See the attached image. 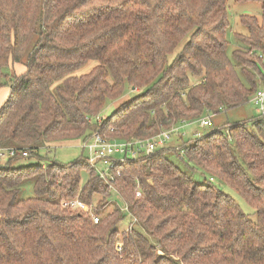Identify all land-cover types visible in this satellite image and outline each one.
Masks as SVG:
<instances>
[{
  "label": "trees",
  "instance_id": "1",
  "mask_svg": "<svg viewBox=\"0 0 264 264\" xmlns=\"http://www.w3.org/2000/svg\"><path fill=\"white\" fill-rule=\"evenodd\" d=\"M248 1L261 3V19L240 16L243 47L229 57L228 0H0V88L11 90L0 149L32 160L0 165V264H264V117L170 149L223 186L182 172L164 146L114 162L113 191L86 155L43 153L107 126L115 139L147 140L247 102L264 68V0ZM128 88L138 93L97 126ZM24 185L33 195L19 196ZM68 198L97 202L99 221L61 208Z\"/></svg>",
  "mask_w": 264,
  "mask_h": 264
},
{
  "label": "rangeland",
  "instance_id": "2",
  "mask_svg": "<svg viewBox=\"0 0 264 264\" xmlns=\"http://www.w3.org/2000/svg\"><path fill=\"white\" fill-rule=\"evenodd\" d=\"M241 15H249V16H254L257 19H261V16H262L261 3L257 1H248V0L247 1L228 0L227 18L229 22V29L226 34V40L228 42L226 53L229 57H231V53L233 49L238 48V47H243V43L239 41L236 36V33L238 32L244 33L246 31L245 27L241 25L240 23ZM262 62L264 61L262 60ZM86 70L87 68L84 67L81 70H79L77 74L85 72ZM14 71L16 74H20L24 71V68L18 64L14 66ZM258 89L264 91V68L261 69V77L259 79ZM10 93H11V90L8 86H3L0 88V107L2 103L10 96ZM137 93L138 91H134L128 88V90H126L125 93L123 92V94L119 98L111 102H108L106 106L104 107L103 111L96 114L95 117L93 118V120L94 119L96 120L97 126H99L100 128L102 126V129H103V127H105V125L102 124L103 121L111 117L115 111H119L121 105H123L124 103L127 104L130 101V98L136 95ZM251 98L252 97H250L247 102H245L244 104L240 106L229 108L224 111L217 112V113H209L208 115L205 116L206 118H209V121H210V125L207 127H201L198 124H187V125L184 124V125H176V126L171 127V128H176L177 132L170 134L169 140L165 143L163 147L167 149L164 153L167 160L173 163L174 165H176L182 172H184L185 174H187L188 176L192 177L194 180L200 183L208 184L212 182L214 184H219L223 186V183L219 179L214 178V180H209V176L202 174L200 170L193 163L187 162L186 159L180 153L179 154L175 153L170 149L173 147L175 148L187 147L189 144H191L189 143L191 139L197 138L196 137L197 134H195V132L199 134V137H203L205 134L209 133L216 127H222V126L227 125V123L243 121L251 117H255L257 113L251 101ZM115 118L116 117H114V121L116 120ZM111 123H109L108 125H111ZM104 130L105 132L104 131L103 133L101 132L102 136L110 140L115 139L114 136H112V132H111L112 130L110 127L107 126ZM165 130L161 129L157 133L164 132ZM92 136H94V133ZM185 141H188V142H185ZM190 142H193V141H190ZM81 143L82 141L81 142L80 141L61 142V143L56 144L55 147L48 149V151L44 150L43 153L47 152L46 154L48 155V157L53 158L59 162L66 163V162L74 161L75 159L80 157L81 153L85 156V152L82 151L80 147ZM114 157L119 158L120 155H114ZM128 159L133 160L132 158H128ZM6 161H7V158H2L0 160V165H4ZM31 162L32 160L24 158L23 160H21L20 164L27 165ZM41 164H44V162H41ZM82 177H83V180H85L87 178V175L84 173ZM113 182H112V187L109 188L112 191L114 190ZM225 190H227L233 196V198L237 200L241 209L245 213H247L251 219H254L255 212L253 208H251L246 202H244L234 191L230 189H226V188ZM31 195H33L31 186L24 185L22 187V190L19 196L21 198H24V197L31 196ZM115 200L118 205L122 206V202L119 198H115ZM93 205L96 207V210L100 211L101 208L99 207V204L97 202H93ZM127 224L128 223L126 219L124 224L120 225V228H121L120 231L122 232L128 231Z\"/></svg>",
  "mask_w": 264,
  "mask_h": 264
},
{
  "label": "built area",
  "instance_id": "3",
  "mask_svg": "<svg viewBox=\"0 0 264 264\" xmlns=\"http://www.w3.org/2000/svg\"><path fill=\"white\" fill-rule=\"evenodd\" d=\"M251 101L257 115L264 117V91L257 89ZM197 124L201 127H207L210 125L209 118L204 117L199 120ZM174 132H177V129L171 128L167 131L157 133L147 140L135 139L127 141L118 139L110 140L99 133H94V136H91L86 141H82L80 147L81 150L85 152L89 165L95 169L97 175L109 186V188H111L115 177L120 174L119 169L114 167V162L124 163L128 158L136 159V157L140 155H148L154 150L163 147L169 140L170 134ZM195 134H197V138L195 139L201 138L197 132H195ZM28 155L29 152L25 149H0V160L2 158L8 159L14 156L26 158ZM114 155H120V157L115 158ZM139 194L140 192L136 191V195L139 196ZM60 206L72 212L84 213L88 215L94 223L99 221V216L95 214V206L78 198L60 200ZM121 210L128 214L126 206L121 207Z\"/></svg>",
  "mask_w": 264,
  "mask_h": 264
}]
</instances>
